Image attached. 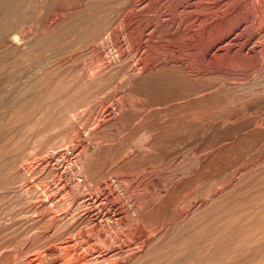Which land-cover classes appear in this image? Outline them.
Instances as JSON below:
<instances>
[{
	"label": "rangeland",
	"instance_id": "1",
	"mask_svg": "<svg viewBox=\"0 0 264 264\" xmlns=\"http://www.w3.org/2000/svg\"><path fill=\"white\" fill-rule=\"evenodd\" d=\"M17 4L23 55L0 85V182L16 190H0V264L95 196L124 237L146 214L138 264L263 263L264 0ZM12 5L0 0L1 17Z\"/></svg>",
	"mask_w": 264,
	"mask_h": 264
},
{
	"label": "bare ground",
	"instance_id": "2",
	"mask_svg": "<svg viewBox=\"0 0 264 264\" xmlns=\"http://www.w3.org/2000/svg\"><path fill=\"white\" fill-rule=\"evenodd\" d=\"M12 1H13V5L10 6L11 14H7V16L5 17L4 16L1 17V15L3 14V9L0 6V85L9 83L11 81L12 77H14L12 73H16V71L19 70L20 58L23 55V53L19 48L21 42L23 40L25 41V35H23L22 31L20 30V25L19 28L17 26L18 20H20L18 15L19 5L17 4L19 0H12ZM184 22L186 23V21ZM178 25L179 24H177V26ZM220 39L221 38H218L216 42L219 43ZM21 109L22 106L16 105L14 110L10 111L9 113L14 118V116H17L18 112ZM10 185L11 183L9 182V180L5 182H0V190L7 188L10 189V193H16L15 188L10 187ZM86 198L82 199L80 203L84 205L86 202H89L95 209H93V211H89V210L83 211L81 215H78L80 216L78 218L77 217L74 218L73 214L71 213L68 214L66 216L67 222L62 227L61 224L59 225V223L54 221L55 220L54 214L50 215L49 219L51 220H49L48 218L46 219H48L50 222L52 221L53 225L56 223V226H53L54 228L53 231L49 233H43L44 237H42L41 239H43L44 242L42 244H38L32 247L27 252L26 255L23 254L24 257L21 258L20 264H138L139 262H141V260L144 257H146L145 256L147 250L146 248L148 247V246L146 247V245L150 246V244L152 243L151 240L152 238L146 239V228L144 227L145 226L144 223H146V214L144 213L139 214V212L137 213V215L139 214L137 218L138 220L139 219L141 220L143 225H141L140 223L139 225H141V227H137V226L135 227L132 224L134 228L127 226L128 232L125 233L127 234V237H124L123 236L124 232H122L123 234L122 235L120 231L117 229L118 227L116 228L118 224L116 223L117 225L115 226L114 219L110 217V215L107 212H100V210H102L100 209L102 208L100 207L102 206L100 202L101 199H99L96 196L93 198L91 197L88 199ZM81 204L80 206L82 207ZM122 220H120V223ZM84 221H87L88 223H86V225L90 226L88 232H86L85 229L83 230L79 227L80 224H82V222ZM134 223L135 225H138V223L136 222ZM127 227H126V231H127ZM31 234H30V238L32 236ZM134 240L137 243H135ZM124 241H126L127 244L126 247ZM112 244L117 245V247H113ZM111 259H115V260L111 261ZM262 259L264 260V256L262 257ZM257 262H259V264H264V262L262 263L261 260ZM169 263L176 264L177 261H169Z\"/></svg>",
	"mask_w": 264,
	"mask_h": 264
}]
</instances>
